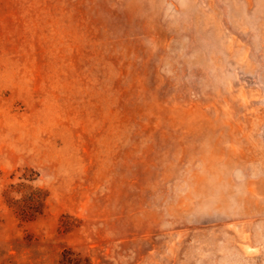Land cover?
<instances>
[{"label": "rangeland", "instance_id": "1", "mask_svg": "<svg viewBox=\"0 0 264 264\" xmlns=\"http://www.w3.org/2000/svg\"><path fill=\"white\" fill-rule=\"evenodd\" d=\"M0 264H264V0H0Z\"/></svg>", "mask_w": 264, "mask_h": 264}]
</instances>
